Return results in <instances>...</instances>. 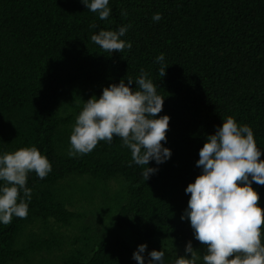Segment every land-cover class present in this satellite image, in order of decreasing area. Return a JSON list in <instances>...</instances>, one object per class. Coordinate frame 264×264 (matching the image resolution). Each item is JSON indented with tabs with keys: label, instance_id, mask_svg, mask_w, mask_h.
<instances>
[{
	"label": "trees",
	"instance_id": "16d2710c",
	"mask_svg": "<svg viewBox=\"0 0 264 264\" xmlns=\"http://www.w3.org/2000/svg\"><path fill=\"white\" fill-rule=\"evenodd\" d=\"M108 7L102 21L80 0H0V155L36 146L52 165L44 179L28 174L27 218L0 223V264H137L117 236L73 237L64 250L59 235L36 233L41 221H72L60 189L71 176L122 178L117 226L142 239L191 241L203 264L205 249L180 217L189 199L184 189L201 173L196 161L206 136L232 116L252 128L264 160V0H109ZM154 13L162 19L154 21ZM120 26H130L121 37L130 50L109 53L91 41L99 30ZM141 68L164 96L159 115L170 117L163 145L170 159L150 161L147 167L158 171L145 181L144 167L132 162L119 137L70 157L71 125L85 101L129 77L135 89ZM67 100L74 108L68 110ZM252 187L264 210V186ZM261 230L264 235V225ZM154 250L164 251L165 264L182 255L176 248Z\"/></svg>",
	"mask_w": 264,
	"mask_h": 264
},
{
	"label": "clouds",
	"instance_id": "9594fccd",
	"mask_svg": "<svg viewBox=\"0 0 264 264\" xmlns=\"http://www.w3.org/2000/svg\"><path fill=\"white\" fill-rule=\"evenodd\" d=\"M80 3L102 21L111 14L109 0ZM152 19L158 22L162 16L154 13ZM128 27L99 30L91 41L109 53L130 50L131 43L121 39ZM156 60L163 62V53ZM166 67L159 69L160 77L166 75ZM132 83L131 77L127 84L121 79L104 87L99 98L93 95L85 101L71 129L68 155L88 154L98 142L110 144L119 137L122 146L130 150L132 162L144 167L142 176L146 181L158 171L147 167L150 161L159 165L171 157V150L163 146L170 117L159 115L164 96L158 94L157 85L143 68L135 80V89L129 87ZM261 155L252 128L238 124L232 116H226L214 134L206 136L196 161L201 173L184 189L189 199L180 217L188 220L194 238L205 249L203 264H264V210L258 206L259 195L252 187L253 182L264 186ZM51 171L50 161L36 146L0 155V223L10 224L14 216L27 218L32 196V189L26 186L28 174L35 172L44 179ZM146 248V244H140L132 253L137 264H145L142 254ZM184 252L170 264H197L201 259L191 241L186 243ZM148 256V264H165L163 250H152Z\"/></svg>",
	"mask_w": 264,
	"mask_h": 264
},
{
	"label": "rangeland",
	"instance_id": "374dc122",
	"mask_svg": "<svg viewBox=\"0 0 264 264\" xmlns=\"http://www.w3.org/2000/svg\"><path fill=\"white\" fill-rule=\"evenodd\" d=\"M63 104L69 108L68 110L74 108L70 104V100L63 102ZM69 178H73V176ZM69 178L61 181L60 189L68 200L67 207L74 212L72 221L68 224H59L52 220L41 221L38 224L36 223L34 227L37 234L41 236L59 235L62 244L64 243V250L68 249L73 237L88 235L91 239L105 234L123 238L129 243L133 252L136 251L138 245L146 244V251L142 254L144 260L148 252L157 248H176L182 255H185L186 243L184 242L166 239L161 236L142 239L133 235L127 228L117 226V208L123 202L126 194V186L122 178H109L102 181L91 179L88 176ZM82 243L81 240L79 245ZM43 255L46 257L45 253ZM40 258L41 256H37L34 261L39 263ZM49 258L54 259L53 256Z\"/></svg>",
	"mask_w": 264,
	"mask_h": 264
}]
</instances>
